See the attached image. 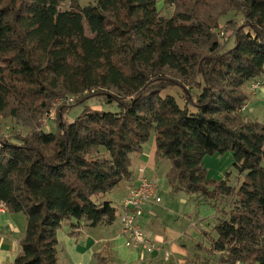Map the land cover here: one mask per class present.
<instances>
[{
  "label": "trees",
  "instance_id": "trees-1",
  "mask_svg": "<svg viewBox=\"0 0 264 264\" xmlns=\"http://www.w3.org/2000/svg\"><path fill=\"white\" fill-rule=\"evenodd\" d=\"M64 1L0 0V123L28 129L0 134V204L26 220L12 264H58L64 221L111 227L109 193L152 133L171 189L216 208V236L177 264H264V124L244 114L245 84H264V0H165L170 17L156 0ZM69 96L118 110L85 106L68 122L60 105L44 130ZM227 151L237 185L203 165Z\"/></svg>",
  "mask_w": 264,
  "mask_h": 264
},
{
  "label": "rangeland",
  "instance_id": "rangeland-1",
  "mask_svg": "<svg viewBox=\"0 0 264 264\" xmlns=\"http://www.w3.org/2000/svg\"><path fill=\"white\" fill-rule=\"evenodd\" d=\"M72 1L73 0H65L62 3L61 8L67 9ZM76 1L80 6L94 3V0ZM156 8L159 14L163 17H170L174 13V6L166 3L165 0H156ZM228 17L239 18L240 15H235L233 12H231ZM226 19L227 17L221 18L220 23L223 24L224 20ZM86 33H88L87 29ZM244 90L247 92L249 97L248 103L244 110V114L251 119H257L259 122H262L264 124V97L255 96L251 89L248 88V83L245 84ZM170 93H173L178 97L180 96V98H176L179 103L182 102L180 89L175 87L173 89H170ZM68 104L69 103L66 101L65 97H57L54 100V106L52 110L48 115L44 116V130H49L54 127L52 119L54 118L55 112L58 110L60 105H67L63 108V110L65 111V120L68 122L72 121L77 115H79L85 108V106L105 111L118 110V106L115 102L102 103V99L100 97L89 98L84 102L75 104L71 107H68ZM26 130L28 129L21 127V125L14 119L6 118L1 120L0 134H14L17 131L26 132ZM150 144L152 146L155 145L153 133L148 141L144 144V146H148ZM262 163L264 165V159ZM203 165L208 178L215 180L227 178L228 182L233 185H237V183L242 181L243 179V177L239 176L237 169L234 167L232 154L229 151L224 153H214L206 155L203 158ZM170 167L171 163L168 159H157L156 165L149 173V175L154 179L156 178L155 180L158 184L157 196L160 198V202L151 205L147 212H145L147 213V218L150 220V223L148 224V220L146 219H141L140 228H142V232L144 231L145 233H147L146 229L148 230L150 229L149 227L152 226L153 228H155V231L158 234L164 235L166 237V239L168 240V244L174 243V246H179L181 249H183L184 253L173 252L172 254L171 252H169L170 257L166 258L165 252H163L160 256H156V264H177L178 261L191 259V257L197 251H199V248L197 246L198 244L207 246L208 235L206 233H210L212 234V236H216V232L213 228L216 221V208L196 202L194 196L188 195L185 191H173L166 178V174L169 171ZM218 207L221 208V205L218 204ZM116 232V228H113V230H110L106 234L109 238L117 236L123 237H118L116 241L118 249L114 253V258L108 264H150L148 261H140L138 256H130V250L135 248L126 246L125 237L121 233ZM95 237L96 239H99L100 237L106 236L96 235ZM150 240L154 241L153 239ZM104 244H108V242H104ZM108 251L110 254H112L110 247L108 248ZM119 252L123 254L118 255L117 257V253ZM149 253L145 254L146 258L149 257ZM198 253L202 252L199 251ZM107 255L109 254L107 253ZM107 255L103 253L102 255H100L99 260L102 261L103 257H105V260L108 259Z\"/></svg>",
  "mask_w": 264,
  "mask_h": 264
},
{
  "label": "crops",
  "instance_id": "crops-1",
  "mask_svg": "<svg viewBox=\"0 0 264 264\" xmlns=\"http://www.w3.org/2000/svg\"><path fill=\"white\" fill-rule=\"evenodd\" d=\"M248 88H250L249 85ZM257 90L251 91L255 96L264 97V87ZM155 149V145H143L140 151L130 154V168L132 170L131 178L126 181H121L119 185L109 193V198L119 207L118 214L121 213L122 200L131 184H137L142 176L154 179L149 173L153 170L157 162ZM139 169H143L144 171L140 172ZM156 203L159 202H148L145 205L143 215L139 219V225L141 219H146L148 220V224L150 223V220L147 218V213L145 212H147L151 205ZM25 226L26 220L22 213H10L3 204H0V264L13 263L20 250L19 241L24 235ZM113 228H116L117 232L120 233L119 217L111 227H90L83 222L76 223L75 219L64 221L57 231L58 244L56 255L58 264H97L100 255L103 253L106 255L107 253L109 254L107 255L108 259L104 262V264H108L114 258V253L118 249L116 245L118 237H122H107L106 234L110 230H113ZM149 228L150 229L148 230L146 229L147 233L144 231L143 233L146 237L155 241V245L160 248V251L149 253L141 252L140 249L138 250V248H135L137 250H130V256H138L139 260L142 262L148 261L150 264H156V256H160L163 252H165L166 258L170 257L169 252L172 254L173 252H183V249L179 246H174V243L168 244L166 237L158 234L155 231V228L152 226ZM96 235H104L106 237L96 239ZM104 242H108V244H104ZM109 247L112 254L108 251ZM146 253L150 254L147 258L145 255ZM122 254L120 252L117 253V257Z\"/></svg>",
  "mask_w": 264,
  "mask_h": 264
},
{
  "label": "built area",
  "instance_id": "built-area-1",
  "mask_svg": "<svg viewBox=\"0 0 264 264\" xmlns=\"http://www.w3.org/2000/svg\"><path fill=\"white\" fill-rule=\"evenodd\" d=\"M264 87L260 82H253L251 89ZM76 96H69L66 101L71 102ZM143 172V169H139ZM158 184L155 179L142 176L137 184H131L124 196L119 214L120 233L125 237V245L138 248L141 252L160 251L154 241L148 239L142 232L139 219L142 217L148 202H160L157 196Z\"/></svg>",
  "mask_w": 264,
  "mask_h": 264
}]
</instances>
